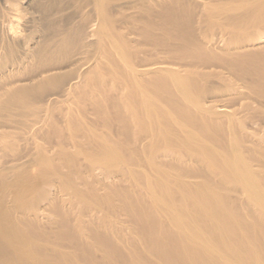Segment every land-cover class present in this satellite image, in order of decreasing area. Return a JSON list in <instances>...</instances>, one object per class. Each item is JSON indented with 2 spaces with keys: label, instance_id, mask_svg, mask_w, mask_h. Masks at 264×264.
<instances>
[{
  "label": "bare ground",
  "instance_id": "bare-ground-1",
  "mask_svg": "<svg viewBox=\"0 0 264 264\" xmlns=\"http://www.w3.org/2000/svg\"><path fill=\"white\" fill-rule=\"evenodd\" d=\"M189 1L236 11L239 25L246 17L264 21V0ZM165 2L0 0V264H264L256 235L264 226L260 174L237 140L227 147L210 126L201 129L197 114L208 110L198 105L192 114L177 109L180 132L188 131L185 121L195 126L188 136L155 134L167 95L174 97L168 79L180 89L181 106L196 105L188 92L193 72L138 56V34L161 26ZM223 38L209 44L233 56L231 67L261 56L263 39L229 50ZM259 94L264 98V90ZM226 101L206 117L210 122L254 109L246 102L232 110ZM88 108L96 120L117 119L126 141L109 145L88 130L91 150L84 151L76 133ZM135 124L144 126L141 137ZM215 184L233 185L257 203L249 209L259 214L258 227L247 225L233 205L238 200ZM107 201L121 202L133 231L112 219L120 213L114 202L102 209ZM75 208L81 216L72 224ZM57 219L52 240L44 228ZM71 248L84 260L61 252Z\"/></svg>",
  "mask_w": 264,
  "mask_h": 264
},
{
  "label": "rangeland",
  "instance_id": "rangeland-1",
  "mask_svg": "<svg viewBox=\"0 0 264 264\" xmlns=\"http://www.w3.org/2000/svg\"><path fill=\"white\" fill-rule=\"evenodd\" d=\"M178 1L183 0H176L175 2L166 0V12L161 26L156 22L149 30L146 29L138 34V56L147 64H154L161 59L168 65H176L177 67H181V70L186 69L193 72L192 75L187 77L190 83L188 92L193 96L192 100L196 102V105L190 103V106H192L191 108L190 106H181L178 98L181 93L180 89L177 87L174 90V82L168 79L166 89L170 90L174 94V97L169 101V96L165 93L168 100L163 103L162 114L158 117V122L161 127L159 132L161 133L159 135L157 131L155 134L158 138L164 135L176 139L183 138L185 135L188 136L189 132L192 131V127L195 128V126L185 121L186 123L184 124L188 126V129H186L188 131L186 132L183 130V132H180L181 119H179L177 109L178 111L180 109L188 110L191 113L194 109L196 110L197 105L202 109L207 108L208 111L198 112L200 116L197 114L198 118H196L200 123V128L205 129L204 126H210L214 133H218V139L220 141L222 140L223 144L227 145V147H229L231 140H237L244 151V161L248 164H252L253 168L260 174V176L256 177V179L258 180L259 178V180L256 182L257 184L255 186H257L260 198L264 200V98L259 94L260 89L264 90V43H262L261 47L263 48L261 51L257 53H261V56L251 61V63H248L243 68L234 67L235 65L232 67L230 66L233 56H230L226 50H216L210 47V44L217 41L221 36H224L223 40H225L223 48L229 50L234 47H242L246 44H251L258 39H263L264 41V21L260 20L258 22L247 23L246 17L242 21L243 23L241 22L239 25V23L236 24V11L227 13L226 10L218 6H216L215 9H202L196 7L192 2L190 3L189 0H186L188 3H178ZM233 20H235V22H233ZM199 48H201V50ZM196 49H198V51ZM210 59L214 60L211 61ZM253 84H256V90L251 88ZM227 99L229 101L225 103L232 110L240 111L242 109V104L246 102H251L254 109L243 111L241 116H233V120L221 116L218 118L217 122H210L208 120L209 118L206 117L210 115L214 107H219L223 104V101ZM86 113L87 115L83 117L81 123L84 128L83 131L81 130L79 133L74 132L76 135H79L78 138L81 142L84 141L82 142V144L84 143V151H88V149L91 150V145L88 140V130L90 132L93 130L99 135L102 142H106L109 145L116 142L118 144V140L121 137V123L117 119L113 118L108 121L105 118H100L96 120L97 118L95 119L92 116L93 112L90 108L87 109ZM237 120H239V122H237ZM177 123H179V126ZM201 124H204V126ZM146 127L148 128L149 125L145 126V128ZM143 128V124H135L132 131L134 136L141 137V130ZM249 134L251 137L255 135L254 137L257 141L252 139L254 137L249 139ZM121 139L120 142L126 141L124 137H121ZM225 139L226 141L224 143ZM124 145L127 146L126 144ZM175 145L182 144L175 143ZM83 147H81V149ZM246 147L255 149L256 151L253 152ZM181 150L185 151L182 148ZM221 171L222 170L217 172L220 173ZM121 184L124 185L125 183ZM121 184L117 186L120 188L123 186ZM216 186L219 188H217V190H220V193H224L228 190V196H231L230 198L233 201L238 200L239 204L237 201H234L233 205H235L237 209H241H238V212L243 214L242 216L246 220L247 225L258 227L259 214L256 213L257 211L251 213L249 209V205L255 206L257 203H253L255 205L248 203V196L244 199L241 190L237 191L236 189V192L235 186L233 185L226 184ZM112 202L114 201H111V203ZM108 203L107 201V205L105 203V205L101 204L102 209L103 206L107 207L111 204ZM115 203H117V205ZM120 203V201L119 203L118 201L114 202L115 207L117 206L115 210H113L114 212L119 211L118 205H120ZM69 207L68 205L67 208ZM256 207L259 209L257 205ZM77 209H74L73 214L70 213L69 221L72 224H76L80 219L78 216H81L79 212L81 209ZM104 210L107 211L108 209L104 208ZM66 211L70 212L67 209ZM113 211L112 214L114 213ZM114 214L117 216L111 218L113 220L118 219L117 221L120 222L122 230L125 227L124 232L129 234V232L133 231L130 228L131 224L129 225L131 220L125 216L123 217L124 213L122 214L121 208L120 213L118 212L117 214V212H115ZM114 214L111 216H114ZM262 217L264 218L263 215ZM59 219L53 220L49 226L44 228L45 231L51 233L50 235L53 237L52 240L58 239L60 227ZM121 224L124 227H122ZM256 232L258 239L264 245V226H262L261 229H256ZM62 250L61 252L63 253L75 252L76 258L80 257L84 260L82 252H76L73 248ZM101 255V253L98 254V256ZM83 260L80 262L83 263Z\"/></svg>",
  "mask_w": 264,
  "mask_h": 264
}]
</instances>
